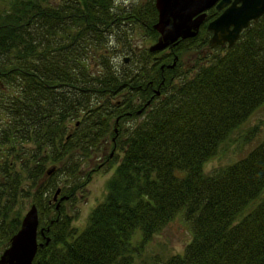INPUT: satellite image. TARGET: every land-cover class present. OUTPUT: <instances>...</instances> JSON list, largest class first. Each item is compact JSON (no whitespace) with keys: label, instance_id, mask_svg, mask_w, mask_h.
Wrapping results in <instances>:
<instances>
[{"label":"trees","instance_id":"16d2710c","mask_svg":"<svg viewBox=\"0 0 264 264\" xmlns=\"http://www.w3.org/2000/svg\"><path fill=\"white\" fill-rule=\"evenodd\" d=\"M115 1L0 0V246L19 229L23 198L31 197L37 241L45 239L40 228L50 238L32 264H133L176 219L191 240L161 264H264V139L204 171L264 102V14L231 47L208 49L206 22L220 13L208 9L195 37L135 53L139 67L119 72L96 51L106 50L107 35L125 22L148 26L155 41L157 10L154 0L121 10ZM191 50L206 62L187 74L179 65ZM116 94L122 98L112 102ZM113 117L135 122L123 127V154L104 198L77 229L64 204L90 177L78 153L105 144ZM47 162L58 165L41 181ZM58 188L67 199L53 201Z\"/></svg>","mask_w":264,"mask_h":264},{"label":"rangeland","instance_id":"374dc122","mask_svg":"<svg viewBox=\"0 0 264 264\" xmlns=\"http://www.w3.org/2000/svg\"><path fill=\"white\" fill-rule=\"evenodd\" d=\"M148 1L149 0H116L115 5L121 6L119 10H121L122 7L128 9L131 5H142V9H144L146 2ZM2 7L3 3L0 2V9ZM148 30V26L137 23L132 24V22L122 23L119 27L114 26L111 32L107 35L109 40L106 47L107 49H102L103 51L97 50L95 56L103 53V55L110 59L115 67L119 69V72L128 69L134 70L139 67H136L134 54L136 53V57L139 54H144V51L147 50L149 45L153 42L147 33ZM167 51L168 50H165L164 53L160 54L157 53L155 56L165 54ZM195 56L196 52L192 50L184 53L180 60V69L185 70L187 74H190L195 71L197 65L206 62V60L200 58L195 59ZM124 58H127L126 62H124ZM91 64L93 65L92 68H94V63L91 62ZM121 98V95L116 94L112 97L111 101H120ZM143 107H145V103L143 104ZM138 110L140 111L137 114L140 115L143 108H139ZM118 120V117H113L110 120L109 125L111 131L109 137H107L106 140H103L105 143L104 145L98 143V145L91 148L90 152H84V155H82L80 151L78 153L81 154L79 157L82 159V174L85 176L89 172L90 177L81 188L80 192L77 193L74 201L68 200L64 204L66 212L72 217L71 225L77 229H82L85 226L90 210L104 198L106 194V182L113 173L112 168L118 163L123 154V151L121 150L123 127H130V125L135 122L129 120L123 124L122 121L119 122ZM75 125L76 122L69 123V130ZM249 132H253V135L247 140L246 134ZM263 139L264 102L258 106L252 114H250L247 120L241 124L236 131L231 134L227 142L219 147L217 155L205 163L204 171L210 172L215 168L238 160ZM117 140L120 141L118 142ZM112 143H116L115 149H113V157H111V150L113 148ZM107 155H109L111 159L105 161ZM110 164L111 167L109 168ZM53 165L58 164L47 162L45 167L51 168ZM26 186H29V182H26ZM33 189L34 188L30 189L31 193L33 192ZM59 198L60 196L58 199ZM23 200L25 204L23 213H25L30 204H32V198H23ZM18 207L19 206L16 205L15 208ZM190 240L191 232L188 227L181 219L173 220L169 222L161 232L152 236L151 240L145 245L142 253L135 256L133 264H161V262L169 255L182 252L185 245ZM6 247V245L0 246V254Z\"/></svg>","mask_w":264,"mask_h":264},{"label":"water","instance_id":"95a60500","mask_svg":"<svg viewBox=\"0 0 264 264\" xmlns=\"http://www.w3.org/2000/svg\"><path fill=\"white\" fill-rule=\"evenodd\" d=\"M230 0H154L157 10V20L152 25L158 36L147 48L150 52H157L168 47H173L179 40L195 37L202 23L207 17V10L214 6L220 8ZM264 14V0H233L222 12L207 23L211 31L208 38V49L216 46L231 47L239 38L243 29L251 22H256ZM175 56L171 68L175 65ZM127 61V58H124ZM159 94V91H156ZM150 101L145 103L148 105ZM140 110L137 111L139 113ZM55 167L46 170L41 181L53 172ZM59 188L53 195L57 200ZM60 196L59 201L67 199ZM56 203V208L59 206ZM39 227L38 208L31 204L25 211L20 227L9 239L8 245L0 254V264H32L37 248L47 244L50 240L40 228L44 242L37 241ZM48 231V228H46Z\"/></svg>","mask_w":264,"mask_h":264},{"label":"flooded vegetation","instance_id":"af4514ba","mask_svg":"<svg viewBox=\"0 0 264 264\" xmlns=\"http://www.w3.org/2000/svg\"><path fill=\"white\" fill-rule=\"evenodd\" d=\"M232 1H233V0H230L228 3L223 4L220 8H216L215 5H214V6L210 7L209 9H211V8H215V9L219 10L220 13H221L222 10H223L225 7H227ZM206 12H207V11H206ZM220 13H219V14H220ZM214 18H215V17H214ZM214 18H212V19H214ZM212 19H210V20H212ZM205 20H207V17H206ZM210 20H207L206 23H208ZM203 23H204V22H203ZM203 23H202V24H203ZM206 26H207V24H206ZM210 35H211V34H210ZM2 86H3V83H1V81H0V87H2ZM113 152H114V150H112V154H113ZM112 154H111V156H112ZM100 164H101V163H100Z\"/></svg>","mask_w":264,"mask_h":264}]
</instances>
